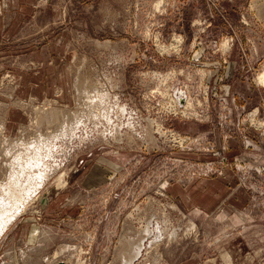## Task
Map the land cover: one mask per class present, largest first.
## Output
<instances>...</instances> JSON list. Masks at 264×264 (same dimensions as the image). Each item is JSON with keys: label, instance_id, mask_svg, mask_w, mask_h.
<instances>
[{"label": "rangeland", "instance_id": "374dc122", "mask_svg": "<svg viewBox=\"0 0 264 264\" xmlns=\"http://www.w3.org/2000/svg\"><path fill=\"white\" fill-rule=\"evenodd\" d=\"M0 1V152L74 126L0 264H264V0Z\"/></svg>", "mask_w": 264, "mask_h": 264}, {"label": "bare ground", "instance_id": "6f19581e", "mask_svg": "<svg viewBox=\"0 0 264 264\" xmlns=\"http://www.w3.org/2000/svg\"><path fill=\"white\" fill-rule=\"evenodd\" d=\"M259 80L260 82H264V74L259 77ZM190 104L191 102L189 99L187 105H184V110H183L184 112H186L189 106H191ZM108 119L110 120V118ZM4 127H5V123L3 122L0 126V129H3ZM62 127L63 129L61 132L54 134L48 133L49 135L48 137H46L47 139L43 136L42 133L41 134L39 133L40 135L37 133L34 141L30 143L24 141L22 142L19 140L16 142H14L15 140L5 141L3 145L4 147L3 151L5 152H0V156L6 155L9 157V159L11 157H14V160L8 165L10 167V172L7 175L6 179L4 181H0V241L6 235V233L11 228V226L18 220V218L22 216L24 212H27L33 201L40 198L41 189L45 187L46 181H48L49 178L48 175L50 174L49 171H51V167H52V165L50 164L51 162L49 163V161L47 160V158L50 156L51 146H45L44 143L53 142V140H55L56 138L58 139L61 138L62 135L71 131L74 126L66 124L65 122ZM12 151L15 152V155H12L13 154ZM59 180H62L61 177L59 178ZM146 232L148 233V235L157 234L156 238H158L159 233L166 234L163 233L160 227L153 229V227L151 228L149 226L146 228ZM175 235H177V233ZM167 237L170 238V236ZM171 239H174V237H172ZM150 243L152 244L153 241H151ZM141 244L142 243H140V245L135 247V251H134L135 256L133 257L131 256L132 258L130 259L128 257V260L125 261V264H135L136 258L141 254L142 251L143 244L142 245Z\"/></svg>", "mask_w": 264, "mask_h": 264}, {"label": "crops", "instance_id": "0c3cea01", "mask_svg": "<svg viewBox=\"0 0 264 264\" xmlns=\"http://www.w3.org/2000/svg\"><path fill=\"white\" fill-rule=\"evenodd\" d=\"M9 1V0H8ZM1 1H0V22L1 21H3L2 19H1V16H2V13H3V8H1L3 5H4V3H2V5H1ZM8 4V3H7ZM7 31L3 28V26L0 28V45H2V43H3V41H4V38H5V33H6Z\"/></svg>", "mask_w": 264, "mask_h": 264}, {"label": "water", "instance_id": "95a60500", "mask_svg": "<svg viewBox=\"0 0 264 264\" xmlns=\"http://www.w3.org/2000/svg\"><path fill=\"white\" fill-rule=\"evenodd\" d=\"M42 202H44V203H45V202H47V200L43 198Z\"/></svg>", "mask_w": 264, "mask_h": 264}]
</instances>
